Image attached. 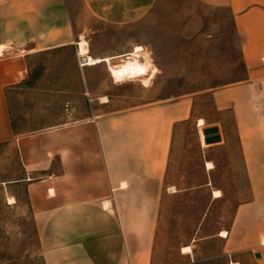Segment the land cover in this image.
I'll return each instance as SVG.
<instances>
[{
  "label": "crops",
  "instance_id": "0c3cea01",
  "mask_svg": "<svg viewBox=\"0 0 264 264\" xmlns=\"http://www.w3.org/2000/svg\"><path fill=\"white\" fill-rule=\"evenodd\" d=\"M196 1L231 11L246 69L244 80L211 93L216 112L231 114L234 134L223 120L195 121L200 146L199 120L204 121L201 129L219 127L222 141L215 145H226L236 136L238 172L243 173L236 178L246 179L255 197L238 209L240 238L227 231L220 236L226 247L246 251L250 264H264V0ZM157 2L83 0L96 19L116 26L148 18ZM74 39L65 0H0V145L17 146L45 264H152L174 129L192 120V100L109 110L28 135L16 132L8 93L27 80L30 54L76 45L78 61L85 62L79 65L84 82L85 71L112 63L87 65ZM213 163L205 162L207 171L215 170ZM215 191L213 198H221L220 191L214 197Z\"/></svg>",
  "mask_w": 264,
  "mask_h": 264
},
{
  "label": "rangeland",
  "instance_id": "374dc122",
  "mask_svg": "<svg viewBox=\"0 0 264 264\" xmlns=\"http://www.w3.org/2000/svg\"><path fill=\"white\" fill-rule=\"evenodd\" d=\"M65 2L70 33L75 42L87 41L91 56L127 55L142 46L158 73L146 87L140 79L118 83L109 65L102 64L85 71L84 82L76 45L30 54L27 80L8 93L16 132L28 135L99 117L109 110L192 100V120L174 129L152 264H250L246 251L226 247L220 236L227 231L240 238L238 209L255 198L248 181L236 178L243 175L238 172L237 138L233 135L226 145L203 147L195 126L199 118L207 124L223 120L234 134L231 114L217 113L211 97L213 90L246 77L231 11L196 0H158L148 18L116 26L96 19L83 0ZM206 161H213L215 170L207 171ZM24 178L17 146L0 145V264H45ZM214 190L222 197L214 199ZM185 246L192 248L189 254L182 253Z\"/></svg>",
  "mask_w": 264,
  "mask_h": 264
},
{
  "label": "bare ground",
  "instance_id": "6f19581e",
  "mask_svg": "<svg viewBox=\"0 0 264 264\" xmlns=\"http://www.w3.org/2000/svg\"><path fill=\"white\" fill-rule=\"evenodd\" d=\"M79 46V55L83 58H85L87 65H95L98 63L106 62V61H112L120 58V63L112 64L110 63L109 71L111 74V77L115 80V82H126L127 80H134V79H140L143 81L145 87L149 85V81L153 79L156 74L158 73L157 67L153 64L152 58L148 53L145 52V49L142 46H136L132 53H129L127 55H121L116 56L114 58H109L107 60L103 59H94L89 54V47L87 41L82 38L78 44ZM1 47V51H2ZM85 64V62H83ZM150 71V72H148ZM145 78L146 76H148ZM105 101L107 99L104 98ZM198 125L200 127V140L202 145L205 147V141H204V135L202 133V127L204 126V121L199 120ZM208 168L212 167L211 163L207 164ZM213 168V167H212ZM214 169V168H213ZM209 170V169H208ZM214 197L218 198L221 196V193L219 191H215ZM13 202V200H11ZM10 202V203H11ZM223 237L227 235V232L224 231L221 234ZM184 252L190 253L191 248L190 247H184ZM237 264V263H232Z\"/></svg>",
  "mask_w": 264,
  "mask_h": 264
},
{
  "label": "water",
  "instance_id": "95a60500",
  "mask_svg": "<svg viewBox=\"0 0 264 264\" xmlns=\"http://www.w3.org/2000/svg\"><path fill=\"white\" fill-rule=\"evenodd\" d=\"M202 133L204 135V141L206 145H215L222 141L220 130L218 126H210L202 129ZM255 258L260 260L261 254H255Z\"/></svg>",
  "mask_w": 264,
  "mask_h": 264
},
{
  "label": "built area",
  "instance_id": "2783aa9c",
  "mask_svg": "<svg viewBox=\"0 0 264 264\" xmlns=\"http://www.w3.org/2000/svg\"><path fill=\"white\" fill-rule=\"evenodd\" d=\"M82 58L81 59H79V65H80V67L82 68V67H84V63H82Z\"/></svg>",
  "mask_w": 264,
  "mask_h": 264
}]
</instances>
